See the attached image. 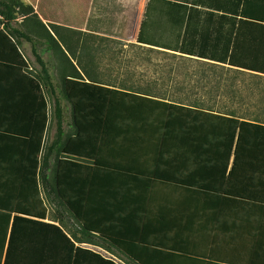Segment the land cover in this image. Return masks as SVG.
<instances>
[{
	"label": "crops",
	"instance_id": "1",
	"mask_svg": "<svg viewBox=\"0 0 264 264\" xmlns=\"http://www.w3.org/2000/svg\"><path fill=\"white\" fill-rule=\"evenodd\" d=\"M21 1L32 6L49 31L50 23L96 31L62 19L99 15L103 6V0ZM181 1L188 6L190 47L221 55L235 48V63L264 62V0ZM163 2L151 3L156 28L170 27ZM22 19L12 27L22 29ZM18 41L33 69L31 43L21 37ZM7 46L0 37V209L25 211L18 212L23 218L8 250L14 213L0 210V264H264L263 172L243 167L231 173L233 156L225 169L226 154L198 152L197 139L180 135L184 126H191L181 121L167 124V136H161L159 121L133 120L108 124L128 129L126 135L82 138L76 151L87 142L91 148L88 167L78 173L79 220L52 196L39 201L32 194L39 169L35 173L27 163L36 158L43 117ZM23 48L29 49L26 55ZM42 57L51 58L47 52ZM47 101L41 158L56 133L54 105ZM63 111V132L69 135L74 128L64 103ZM53 157L48 156L49 178L55 174Z\"/></svg>",
	"mask_w": 264,
	"mask_h": 264
},
{
	"label": "trees",
	"instance_id": "2",
	"mask_svg": "<svg viewBox=\"0 0 264 264\" xmlns=\"http://www.w3.org/2000/svg\"><path fill=\"white\" fill-rule=\"evenodd\" d=\"M152 2L149 0L147 3L136 42L128 45L131 55L115 61L119 68L125 69L127 76L111 83L93 77L95 55L101 47L87 45L82 41L80 31L54 23L49 24V31L31 5L21 0H0L3 23L0 37L8 42L7 50L13 51L16 65L24 70L23 75L33 89L43 117L33 162L34 172L39 170L37 177L35 174L33 178L35 182L39 178L46 196L60 201L78 220L80 215L75 206L78 193L62 189L59 175L62 161L59 156L77 157L76 145L82 137L105 139L111 135H126L128 129L108 126L111 121L156 120L162 124L161 136L169 135L171 127L167 124L171 121L191 125L184 126L180 135L197 139L193 142L198 152L226 154L225 169L233 156L231 173L243 167L261 170L264 186V62L235 63V48H228L221 55L220 52L190 47L187 42L190 31L189 16L186 17L185 13L188 8L186 1L163 2L168 7L165 13L170 23L166 28L170 39L151 34L153 19L149 11ZM179 11L183 13L180 17ZM20 16L23 17L19 23L22 29L13 28L12 23ZM20 37L31 43L36 70L29 69L20 52ZM86 39L109 40L92 35ZM45 52L50 54V60L43 59ZM156 54L170 61L157 63L152 59ZM193 57L218 61L227 66ZM143 65L144 68H140ZM53 70L58 72V82H55ZM244 75L251 79L249 83H244ZM47 95L53 100L56 133L49 151L44 148L39 161L47 118ZM64 100L71 107L74 130L69 135L63 132ZM256 104L258 108H251ZM51 154L54 155L55 174L49 178L46 169L50 166L48 156ZM0 210L14 213L9 250L13 246L17 221L23 218L18 215L22 209Z\"/></svg>",
	"mask_w": 264,
	"mask_h": 264
},
{
	"label": "rangeland",
	"instance_id": "3",
	"mask_svg": "<svg viewBox=\"0 0 264 264\" xmlns=\"http://www.w3.org/2000/svg\"><path fill=\"white\" fill-rule=\"evenodd\" d=\"M148 1L149 0H103L101 14L99 15L91 14L90 16H86V17H82V16L63 17L62 22H64L65 24L80 26L86 23V27L88 29L96 30V31H80L81 32L80 37L82 41L84 42L86 41V44L89 46L101 47L100 50H98L95 55L96 66L94 67L93 72H97V74L100 75V77L97 78L109 80L111 83H113L114 79H118V78L120 79L127 76L125 69L119 68L118 64L115 61L117 58L120 57L126 58L131 55V50L128 48V45L136 42L137 34L140 28L141 21L144 16V12L146 11L145 8L147 6ZM155 20L151 24L152 29L150 30V33L159 38L162 37V39H166V40L170 39L169 29L168 30L165 29L166 26L162 28H156L155 26H153ZM88 35H92L94 37H106L109 40L101 41L96 39L92 41L91 39L89 40L86 39ZM28 50H29L28 48H23L25 55L27 54ZM156 55L157 56L154 55L152 59L157 63L162 64L170 61L169 59L163 57L161 54H156ZM32 63L34 64V65L32 64L33 70H36L37 65L36 63H34V60ZM144 66L145 65H143L140 68H144ZM81 74L83 73L81 72ZM53 75L55 82H58L59 75L56 70H53ZM243 79L246 81L244 83H249L251 81V79H249L247 75H244ZM47 98L49 102L53 104L52 97L50 95H47ZM63 103L65 107V113L68 116V118L71 119L70 104L65 100L63 101ZM257 105L258 104H256L255 106L252 105L251 108H258ZM52 119L55 122L53 110H52ZM82 138L83 139L85 138L88 141H93V138L91 137L90 138L82 137ZM90 148H91V144L87 142L78 148L77 157H72V156L65 157V155L59 156V159H61L62 161L61 167L59 169V175L63 190L69 191V193H71V191L74 193L78 192L77 185L79 180V174H78L79 169L80 168L85 169L88 167L87 163L89 159L87 157L89 156L88 153ZM38 157H39L38 160L41 161L42 158L40 157V155ZM54 163L55 160L53 159V165ZM27 167L31 168L33 167V164L27 163ZM65 172H67V174ZM38 182H39V187L37 185L38 183L34 181L35 192L33 191L32 194L36 195V198L42 202V200L46 199V195L42 190L40 181ZM22 211L25 210L22 209Z\"/></svg>",
	"mask_w": 264,
	"mask_h": 264
},
{
	"label": "bare ground",
	"instance_id": "4",
	"mask_svg": "<svg viewBox=\"0 0 264 264\" xmlns=\"http://www.w3.org/2000/svg\"><path fill=\"white\" fill-rule=\"evenodd\" d=\"M135 29H136V27H135Z\"/></svg>",
	"mask_w": 264,
	"mask_h": 264
}]
</instances>
